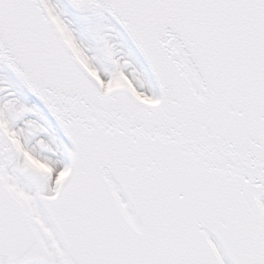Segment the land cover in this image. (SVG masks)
Here are the masks:
<instances>
[{"label": "snow or ice", "instance_id": "6c2138e0", "mask_svg": "<svg viewBox=\"0 0 264 264\" xmlns=\"http://www.w3.org/2000/svg\"><path fill=\"white\" fill-rule=\"evenodd\" d=\"M0 73V264H264V0H0Z\"/></svg>", "mask_w": 264, "mask_h": 264}, {"label": "rangeland", "instance_id": "374dc122", "mask_svg": "<svg viewBox=\"0 0 264 264\" xmlns=\"http://www.w3.org/2000/svg\"><path fill=\"white\" fill-rule=\"evenodd\" d=\"M113 86H117V87L123 86V82L117 81V82H115V84ZM31 166L34 167L35 169L39 170L42 173H48L49 172V169L46 167H35L32 164H31Z\"/></svg>", "mask_w": 264, "mask_h": 264}, {"label": "bare ground", "instance_id": "6f19581e", "mask_svg": "<svg viewBox=\"0 0 264 264\" xmlns=\"http://www.w3.org/2000/svg\"><path fill=\"white\" fill-rule=\"evenodd\" d=\"M3 73H0V75H2ZM117 87V86H115ZM30 164H32L33 166L35 167H46L48 168L45 164H43L41 161L39 160H33V159H30L29 161Z\"/></svg>", "mask_w": 264, "mask_h": 264}]
</instances>
